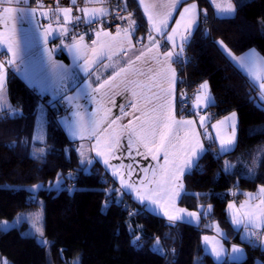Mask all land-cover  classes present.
<instances>
[{
	"label": "trees",
	"instance_id": "16d2710c",
	"mask_svg": "<svg viewBox=\"0 0 264 264\" xmlns=\"http://www.w3.org/2000/svg\"><path fill=\"white\" fill-rule=\"evenodd\" d=\"M138 36L147 24L133 0ZM201 23L185 47V58L176 62L179 90L193 94L207 81L214 103L206 110L210 123L232 113L239 116L236 147L218 153L212 140L206 152L185 177L179 205L199 212L201 225L172 224L152 215L122 194L118 185L97 164H82L77 146L55 121L51 102L29 89L15 74L8 80L12 107L0 113V220H13L43 201L44 235L50 254L21 228H0V256L13 264H264V250L241 242L227 214V201L219 193H234L238 201L247 192L264 187V108L260 91L223 53L219 41L236 56L255 49L264 56V0H232V17H218L208 0H198ZM207 18L208 23L203 20ZM191 97V99H192ZM190 99V100H191ZM178 115H186L177 102ZM211 113L215 117L211 118ZM230 167L227 168V165ZM78 175V178H76ZM64 179L74 189L33 193L28 186ZM198 194V195H197ZM36 198L35 203L33 199ZM211 207L204 215L202 208ZM132 213V215H130ZM218 221L248 256L240 261L216 262L204 251L207 222ZM137 243H133L136 237ZM159 238L166 254L152 249Z\"/></svg>",
	"mask_w": 264,
	"mask_h": 264
},
{
	"label": "snow or ice",
	"instance_id": "6c2138e0",
	"mask_svg": "<svg viewBox=\"0 0 264 264\" xmlns=\"http://www.w3.org/2000/svg\"><path fill=\"white\" fill-rule=\"evenodd\" d=\"M181 2L182 0H138L150 25L147 34L150 46L136 55L134 59L128 60L124 67L115 70L112 76L99 83L98 87L91 89L92 93L99 94L101 89L106 88L105 95H108L109 100H111L115 89L122 87L125 92L130 91L133 97V100L129 102L133 110L132 113L125 112V109L121 107L122 116L109 119L110 109L107 110L105 115L100 116L101 109L97 101V112L92 114L91 119H85L84 114L79 110L80 106L77 104L78 110L74 113L75 119L69 121L66 118L64 120L72 137L84 138L87 135L89 138H95L96 143L91 146L92 150L96 152L97 156L104 157L103 163L105 166L111 168L112 176L119 179L121 188L117 191L129 189L136 192V198L141 202L147 200L163 209V215L167 216L169 221L182 220L185 216L199 220L200 216L196 212H187L185 209L176 208L175 201L180 197L183 190L181 175L186 169L193 166L195 160L205 150L200 141V133L195 127L196 122L190 119H177L175 115L174 85L176 81L175 70L171 68V63L179 62L180 55L184 50V42L189 40L193 29L198 28L197 4L192 3L179 13V19L175 20V27L171 29V32L165 33L173 12L177 11V7ZM70 3L76 5V0H70ZM105 3L106 0H85L86 5L99 4L100 7L85 6L80 8L79 10L83 12L85 17L84 23L91 24L96 18L108 15V9L103 6ZM212 3L218 13L232 14L236 10L232 0H212ZM21 4H28V0H0V23L7 25L11 21L32 16L37 9L43 7L42 4H37V9L31 8L30 5L26 8L18 7ZM56 12L62 14L64 24L73 20H81L80 16H72L71 7H59ZM41 15L47 17L48 11H42ZM57 19H59V16H57ZM116 19L126 20L127 27L117 28L116 34H112L101 27L95 30L96 39L91 41V46L84 43L83 35L69 46V50L73 52L75 58H83V71L90 73L94 66L98 62L102 63L105 58L112 61L113 57L118 54L126 56L133 47L131 34L137 30L138 26L136 21L132 19V14L119 16ZM51 31L50 25L45 30V40L47 34ZM60 31L66 34L68 29L62 27ZM153 32L161 36L166 35V40L172 42L173 49L179 47V51H166L161 54L160 42L152 35ZM177 36L181 41L179 45L176 44L175 40ZM0 37H4L0 40V43H7L8 52L11 53L9 59L0 61V112L11 114L15 110L11 109L6 98L7 69L21 61V52L20 45L16 40L15 28L10 33H0ZM218 43L222 51L246 73L250 81L258 84L261 100L258 106L264 108V56L257 53L255 49H250L237 57L233 55L223 41ZM89 53H91V58ZM149 60L155 62L157 67L150 66L145 71L136 66L141 61L148 64ZM49 64L53 69L62 68L61 65H57L51 60L50 54ZM104 67H114V64H105ZM33 73L38 78H47V70L39 61L34 62ZM55 74L62 99L70 105L74 104L77 96L68 94L69 92H76L79 88L78 85L73 87L70 83L73 74L67 70L56 71ZM100 80L101 77L97 75V81ZM207 89L208 84L205 81L200 85V90L196 95V106L208 107L214 103V99ZM200 93H203V95ZM183 95L181 94V97ZM93 99H96V97L93 96ZM181 103H183V99ZM135 113H139V115L136 116ZM127 115H134V119L127 124L119 123L123 116ZM206 119L207 117L200 116L199 120L200 127L204 129L205 137L210 140L219 139L222 152L229 150L236 140V114L232 113L229 117L212 125V128L216 130L215 138L207 131ZM227 128H231L230 135L224 132ZM222 132H224L223 135ZM122 140H126V143H122ZM133 152H135V155L143 156L144 159L150 156L152 160L157 161L155 166L142 169L144 178L139 182V185L131 180L134 171L131 163L125 165L121 162L119 165H112L109 162L110 159H121L124 153L134 159ZM81 155H83V152H81ZM161 155L162 163L160 162ZM89 163H91V160H89ZM39 187V185L34 186V189ZM246 195L247 200L239 207L235 204L228 205V209L232 212V222L237 226L244 225L245 227L264 230V187L259 189L258 196ZM253 199H259L260 203L252 205L250 201ZM166 206H170L172 212H169ZM2 227L6 228L7 225L4 224ZM216 229L219 232L218 225H216ZM35 231L43 236L41 227H36ZM253 235H256V233L250 232L248 238L251 243L255 244V241L251 240ZM139 240L140 237L137 236L133 243L135 244ZM204 240L206 243L210 242L207 236L204 237ZM42 243H47V241H42ZM159 243V238H156L154 250H159L157 248ZM213 251L219 257L220 251L216 248ZM232 251L239 253L241 249L233 247ZM0 264H8V262L4 260L0 261Z\"/></svg>",
	"mask_w": 264,
	"mask_h": 264
},
{
	"label": "crops",
	"instance_id": "0c3cea01",
	"mask_svg": "<svg viewBox=\"0 0 264 264\" xmlns=\"http://www.w3.org/2000/svg\"><path fill=\"white\" fill-rule=\"evenodd\" d=\"M126 1V0H125ZM140 10L144 20L147 24V31L145 34H141L138 36V28L137 30L131 34V44L133 47L131 50L128 51L127 55L118 54L113 57L112 61L107 60L106 58L102 63L98 62L96 66H94L93 70L89 72L83 71V65L84 60L83 58H75L72 51L69 50V46L62 49L56 44V40L60 35H63L60 31L62 27H66L68 30L70 29L73 21L64 24L63 16L62 14H59L56 12V9H45V8H39L36 10L35 14L32 16H26L23 19H18L9 22L7 25L0 23V33H10L13 28H15L16 32V40L18 41L20 45V52H21V61L17 63L15 66L8 67L7 69V76H6V86H5V92H6V98L8 105L11 106V109L17 110V107H12L10 94L8 91V80L12 74H15L29 89H31L34 93L48 98L51 102H57L62 99L61 94L58 90L57 85V79H56V71H64L67 70L69 73L73 74V79L70 81L73 87H76L77 85L79 88L76 92H69V95H75L77 96V100L74 104H68L67 101H65V106L67 109V113L63 116V118L60 120L59 125L61 129L64 131L67 139L75 144L77 146V149L81 155V152H83V155H81V161L82 164L88 169L92 164H97L100 167H102L105 171V173L110 177L119 187L120 182L119 179L116 177H113L111 174V168H108L103 163L104 157L97 156L96 152L92 150V145L96 143L95 138H89L87 135L84 136V138H81L79 136L72 137L67 126L64 123V120L67 118L69 121H72L75 119L74 113L78 110L76 105L78 104L79 110L84 114L85 119H91L92 114L97 112V107L99 102V107L101 109L99 115L103 116L107 112L108 109H110V113H108L109 119L115 118L117 116H122L120 112V108L123 107L125 109V112L132 113V108L130 106V101L133 100V97L131 96V92L127 91L125 92L123 88L115 89L114 93H112V98L109 100L108 95H105L107 92V89H101V92L99 94L92 93L91 89L96 88L99 86V83L103 82V80H107L110 76H112L113 72L117 70L119 67H124L126 65V62L130 59H134L136 55H138L141 51H144L146 47H149V41L147 39V34L149 31V23L147 20V16L143 11L142 6L139 5L138 0H133ZM214 10L215 14L218 17H232L234 13L228 14V13H219L217 12V9L212 3V0H208ZM196 3L197 4V15L198 20L197 24L198 27L201 23V14L202 10L198 3V0H182L181 4L178 5L177 11L173 12L172 19L169 20V26L165 29V33H170L171 29L175 27V20L179 19V13L183 11V8L188 7V5ZM7 6V5H5ZM16 6V5H14ZM105 8L108 9L109 7L107 5H103ZM20 8H26L28 7V4H21L18 5ZM88 7H100L99 4L91 5ZM42 11H48V16L41 15ZM132 14V19L134 18V11H130ZM129 13H127L128 15ZM225 14V15H224ZM57 16H59V19H57ZM104 17V16H103ZM102 18V17H98ZM96 18V19H98ZM137 24V23H136ZM51 25L52 31L47 34V39L45 40V30L49 28ZM138 26V24H137ZM198 28L193 29L192 35L189 38L187 42H184V50L183 53L180 55V59H184L185 56V47L191 42L192 37L194 33L196 32ZM68 32V31H67ZM152 35L155 37L157 41L160 42V52L163 54L166 51H173L172 42L166 40V35L161 36L156 34L155 32L152 33ZM4 39V37H0V40ZM96 39V36L95 38ZM176 44L179 45L181 43L179 36L175 38ZM91 46V43L84 42ZM163 44L166 45V47H163ZM174 51H179V47H177ZM259 53L258 51H256ZM225 54V52L223 51ZM49 54L51 56V60L55 62L57 65H61V69H53L49 64ZM226 55V54H225ZM234 55V54H233ZM236 56V55H235ZM11 57V53L8 52V45L7 43H0V61H5ZM89 57L91 58V53H89ZM226 57L239 69L241 70L234 61H232L227 55ZM239 57V56H237ZM179 59V60H180ZM39 61L40 64L47 70V78L41 79L38 78L33 73V67L34 62ZM118 62V63H117ZM105 64H114V67L105 68ZM138 68H142L145 71L148 67H157L155 62L149 60L148 64H145L143 61L138 62L136 65ZM171 68L175 70V115L177 119H190L195 121V127L196 130L200 133V141L204 146V149L206 148L205 145V135H204V129L200 127L199 120L200 116L207 117L205 121V125L210 126V117L209 114L206 113L208 107L203 106H196V95L197 90L194 94L192 99L190 100V108L189 112L186 115L180 116L178 115V109H177V102H178V85H179V79L176 71V62L171 63ZM242 71V70H241ZM245 75L246 73L242 71ZM97 75L101 77V80L97 81ZM247 76V75H246ZM248 77V76H247ZM250 80V79H249ZM257 88L258 84H255V82L251 81ZM90 86V87H89ZM167 86V85H165ZM118 93V94H117ZM93 96L96 97V99H93ZM3 113V112H0ZM134 115L138 116L139 113H135ZM134 115H127L123 116V118L119 121V123L127 124L130 120L134 119ZM227 117V116H226ZM212 128V126H211ZM212 133L213 128L211 129ZM210 132V131H209ZM182 134V133H181ZM215 138V136H214ZM212 142H214L217 145V148H220V144L217 139H213ZM122 143H126V140H122ZM142 151V149H141ZM206 152L204 150L200 155L199 158L195 160V163L190 169H186L185 172L181 175V181L183 183V190L181 192V195L179 198L175 201V207L179 209H185L179 205L180 199L182 195L185 192V177L187 174H189L196 166L199 159L203 156V154ZM219 153V151H218ZM119 154V153H118ZM133 158H130L127 153H124L121 156V159H110L109 162L112 165H119L121 162H123L125 165L132 164L133 165V175L131 177L132 182L139 185V182L144 178V172L142 171L145 167H152L157 164V161H154L149 156L147 159H144L143 156L135 155V152H133ZM89 160H91V163H89ZM160 162H163L162 155L160 158ZM122 194H125L127 196H130L131 199L145 208L148 212H150L152 215H155L159 218H162L166 220L167 222L172 224L184 223L187 225H191L194 227H198L199 223L195 218L187 217L185 216V220L182 222L181 219L175 220V221H169L167 216L163 215V209H160L158 205L151 204L150 201H143L141 202L136 198V192L131 191L129 189H122L120 190ZM167 210L169 212H172V209L170 206H166ZM187 212H193L186 209ZM175 214V213H172ZM182 215V214H181ZM201 223V221H200ZM255 246V244H254ZM260 247V246H255ZM262 248V247H261ZM263 249V248H262ZM264 250V249H263ZM204 251L206 252L205 248ZM208 253V252H206ZM209 255L213 256L211 253H208ZM243 259H245V254L243 255ZM242 260V259H241Z\"/></svg>",
	"mask_w": 264,
	"mask_h": 264
},
{
	"label": "rangeland",
	"instance_id": "374dc122",
	"mask_svg": "<svg viewBox=\"0 0 264 264\" xmlns=\"http://www.w3.org/2000/svg\"><path fill=\"white\" fill-rule=\"evenodd\" d=\"M199 90H200V88H199ZM199 90L197 91V94H198ZM207 91L210 93V95L212 97L209 84H208ZM200 94L203 95V93H200ZM235 114H236V121H235L236 140H235V144L229 150L223 151V152L220 150V148H218V151L220 154H227V153L233 151L236 147L237 139H238L239 116L237 113H235ZM230 115H228L227 117H229ZM225 118L226 117H224L220 120L213 121V122H211L210 126L206 127L208 133L211 134L212 137L216 136V130L213 129V132L215 133V135H214L212 133L211 126L213 124L217 123L218 121L224 120ZM224 132H226L228 135H230L231 134V128L225 129ZM224 132H222V135L224 134ZM206 139L207 138L205 137L204 141ZM207 140H210V139H207ZM217 140L219 142V139H217ZM205 150H206V148H205ZM228 167H230L229 164L227 165V168ZM58 181H59V183H58ZM35 186H37V185H35ZM39 186H40L39 188H35V189H34V186H28L27 188H29L33 193H37L41 188H46L49 190L54 189V190H58L59 192L62 189H71V190L74 189L71 185H64V179L57 180L52 184H47V185L40 184ZM259 189L256 192H247L246 194H252L254 197L258 196L259 195ZM247 198L248 197L246 195L245 199L241 202H228L227 203V214H228V217H229V220L232 224L233 229L239 233L240 240H241L242 244L245 243V244L254 245L253 243L250 242V240L248 238V234L250 232H255L256 235L251 236V240L255 241V246H260L264 249V230H261L259 228L253 229L251 227H245L244 225L237 226L232 222V212L228 209V205L229 204H235L237 207H239V205L244 203L247 200ZM33 201L36 203L37 202L36 198H34ZM250 203L252 205H256V204L260 203V200L259 199H253L250 201ZM209 208H210V211H209ZM202 211L204 212V215H208L211 213L212 208L211 207H206V208L203 207ZM193 212H196V211H193ZM196 213L200 216V218L195 223L196 224L199 223L198 225L200 226L201 225L200 221H202V216L200 215L199 212H196ZM37 217H39V219H37ZM183 221H185V220H182V222ZM44 223H45L44 205H43V201L39 200L37 202L36 206H33L32 209H30L29 211H26V212L19 214L15 219H13V220H4V219L0 220V228L4 231H8L12 228H21L24 235L35 238L41 246H43L44 248L47 249L48 254H50V242L44 235ZM4 224L7 225L6 228L2 227V225H4ZM177 224H184V223L178 222ZM216 225L219 226V232H217ZM206 226L209 228V232L207 231L203 235V240H202L203 247L205 248L206 252L211 253L213 255L212 258L216 262H223L226 260L237 262V261H240L241 259H243L244 254H245V258L248 256V253L246 252L244 246L235 242L234 239L231 237V235L227 232V230H225L220 225V223L218 221H214V222L208 221ZM36 227L42 228L43 236H41L39 232L35 231ZM205 236L209 237L210 242H208V243L205 242V240H204ZM42 241H47V243H42ZM233 247H237V248L241 249V252L234 253L232 251ZM157 248L159 250H154V246L152 247V249L154 251H156L162 255L166 254L167 248L165 247V245L161 241H160L159 245L157 246ZM214 248H216L220 251L219 257H217L216 253L213 251ZM4 260L5 259H3V257L0 256V261H4ZM7 262H8V264H13L12 262H9V261H7ZM80 262H81L80 258L76 257L70 264H80ZM62 264H66V263H62ZM198 264H203V263L199 262Z\"/></svg>",
	"mask_w": 264,
	"mask_h": 264
},
{
	"label": "built area",
	"instance_id": "2783aa9c",
	"mask_svg": "<svg viewBox=\"0 0 264 264\" xmlns=\"http://www.w3.org/2000/svg\"><path fill=\"white\" fill-rule=\"evenodd\" d=\"M37 4H42L45 9H57L59 7H71L72 8V16H80V21H74L66 34L60 35L56 44L64 49L67 46L71 45L75 40H77L81 35L84 36V42L91 43L95 38V30L98 28H103L104 30L116 34L117 28H125L127 27L126 20L116 19L119 16H127L126 13V3L125 0H106L104 5L109 7L108 15L95 19L91 24L84 23V14L79 9L85 6H91L96 4H85V0H76V5H72L70 0H28V5L33 9H37ZM204 24L208 23V19L205 18L203 20ZM163 47H166L163 44ZM181 94H184L181 97ZM192 97L191 93H188L185 89L179 90L178 92V102L181 105V110L188 111L190 108V99ZM183 99V103L181 100ZM52 115L59 125L60 120L67 113V109L65 106V100L61 99L57 102H54L51 106ZM215 117L214 113H211V118ZM60 126V125H59ZM78 178V175H76ZM219 197L226 199L230 202H237V197L232 193H219Z\"/></svg>",
	"mask_w": 264,
	"mask_h": 264
}]
</instances>
